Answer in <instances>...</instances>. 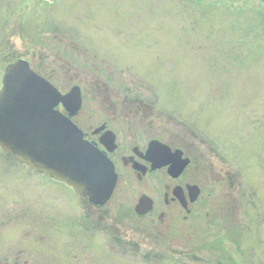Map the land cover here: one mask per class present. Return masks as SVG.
Instances as JSON below:
<instances>
[{
  "label": "rangeland",
  "instance_id": "obj_1",
  "mask_svg": "<svg viewBox=\"0 0 264 264\" xmlns=\"http://www.w3.org/2000/svg\"><path fill=\"white\" fill-rule=\"evenodd\" d=\"M0 35V87L12 44L64 93L81 86L85 131L109 120L190 149L211 193L157 241L129 208L159 207L161 173L121 166L95 210L0 148V264H264V0H0Z\"/></svg>",
  "mask_w": 264,
  "mask_h": 264
},
{
  "label": "water",
  "instance_id": "obj_2",
  "mask_svg": "<svg viewBox=\"0 0 264 264\" xmlns=\"http://www.w3.org/2000/svg\"><path fill=\"white\" fill-rule=\"evenodd\" d=\"M60 104L64 112L57 109ZM82 104L80 86L63 93L32 70L28 60L18 59L5 69L0 90V147L33 169L66 182L92 204L103 206L113 196L118 174L107 153L87 140L73 121ZM103 138L107 148L114 150L115 134L108 131ZM182 153L154 140L146 159L153 170L170 164L168 171L177 177L190 163L188 159L177 162ZM137 205L138 214H145L153 208V200L143 195Z\"/></svg>",
  "mask_w": 264,
  "mask_h": 264
},
{
  "label": "flooded vegetation",
  "instance_id": "obj_3",
  "mask_svg": "<svg viewBox=\"0 0 264 264\" xmlns=\"http://www.w3.org/2000/svg\"><path fill=\"white\" fill-rule=\"evenodd\" d=\"M19 29L21 30V28ZM20 30L19 32H17V30L13 31L14 35L18 37L20 35ZM9 44H11L10 40ZM12 46L13 45L11 44V52L7 55L4 54L3 56L4 60L7 62L4 71L10 63L18 58H22L21 56H16V51L14 48L12 49ZM112 127L113 126L109 120H104L99 125L92 126L88 132L85 131L87 133V138L91 142H95L103 152L107 153L116 166L117 174H119L116 190L110 201L116 197V192L120 188V183L122 182L124 173L121 172V166L125 170L131 169L132 173L136 175L139 181H142L144 178L148 177V175H156L158 173H161L165 180V183L161 184V199L159 207L156 206L155 200L152 197L153 208L148 213L138 214L136 210L138 202L135 206L129 208L132 219L136 220L138 224H141L142 227H140V231L144 232L145 236L151 237L157 241L163 239L167 242L171 227H174V225L176 226L179 220L183 218L184 221H191L196 215L203 214L204 210L209 214V212H207V202H205L204 199L210 197L211 193H209V191L206 193V191H204L206 189L205 184L197 181L195 178L196 172L191 168L194 159L190 149L185 147L175 148L168 144L173 152L182 150L183 153L181 157L177 158L178 163L179 161H184L183 159L190 160L189 165L182 170L180 175L174 177L170 175L168 171L170 164L158 168V170H153L152 162L146 159L147 149L150 142L159 139H150L146 145H141V140L137 133H131L122 137L121 134H118V132ZM100 128H103V130H100ZM108 130L114 131L115 133L116 147L114 150H109L104 142L105 138L103 137ZM142 171H145V173ZM121 195H123V193ZM142 195L145 194L142 193ZM96 208L102 210V208L99 207H95V210ZM243 242L244 241L239 240L234 241L237 247H241V244H244ZM244 258L245 257H243V259Z\"/></svg>",
  "mask_w": 264,
  "mask_h": 264
}]
</instances>
